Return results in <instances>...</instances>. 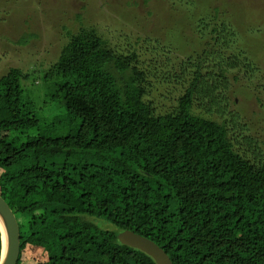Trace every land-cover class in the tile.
<instances>
[{
	"label": "trees",
	"instance_id": "1",
	"mask_svg": "<svg viewBox=\"0 0 264 264\" xmlns=\"http://www.w3.org/2000/svg\"><path fill=\"white\" fill-rule=\"evenodd\" d=\"M197 3L192 52L175 34L140 50L64 26L42 76H0V194L20 225L17 264H158L121 242L127 229L173 264H264V144L226 107L241 71L264 106V41ZM2 249L0 227V261Z\"/></svg>",
	"mask_w": 264,
	"mask_h": 264
},
{
	"label": "rangeland",
	"instance_id": "2",
	"mask_svg": "<svg viewBox=\"0 0 264 264\" xmlns=\"http://www.w3.org/2000/svg\"><path fill=\"white\" fill-rule=\"evenodd\" d=\"M189 2L190 0H0V76L13 66L28 71L32 78L42 76L46 72V65L56 59L68 40L64 26L76 30L82 25H95L112 43L122 45L124 42H136L140 50L152 47L151 41L154 39L175 34L177 38L172 37L174 43H177L178 38L184 47L190 42L184 49L192 52L196 45L192 37L196 24L188 20L186 13L195 15L199 8L193 6V10H189ZM196 5L207 8L210 14L218 11L222 19L229 16L232 21L238 22L240 17L243 24L247 22V28L259 30L253 41H264V0H198ZM20 37L23 40L31 39L22 45L18 42ZM203 42L207 44V39ZM178 52L175 49L174 53ZM260 62L264 64V58ZM239 75L240 79L237 81H232L230 77V104L226 105L228 114L230 118L237 117L238 132H241L243 138L264 144V106L254 92L256 77H248L243 71ZM260 77L264 82V74ZM29 84L25 83L27 87ZM168 87L160 85L158 91L162 92ZM221 103L223 105V95ZM162 104L166 105V102ZM37 261L35 257L25 264H38Z\"/></svg>",
	"mask_w": 264,
	"mask_h": 264
},
{
	"label": "water",
	"instance_id": "3",
	"mask_svg": "<svg viewBox=\"0 0 264 264\" xmlns=\"http://www.w3.org/2000/svg\"><path fill=\"white\" fill-rule=\"evenodd\" d=\"M0 218L3 239L0 264H17L21 251L20 225L15 212L1 194ZM118 237L123 244L137 247L150 254L158 264H173L169 254L161 246L133 230H124Z\"/></svg>",
	"mask_w": 264,
	"mask_h": 264
},
{
	"label": "bare ground",
	"instance_id": "4",
	"mask_svg": "<svg viewBox=\"0 0 264 264\" xmlns=\"http://www.w3.org/2000/svg\"><path fill=\"white\" fill-rule=\"evenodd\" d=\"M0 220H1V218H0Z\"/></svg>",
	"mask_w": 264,
	"mask_h": 264
}]
</instances>
